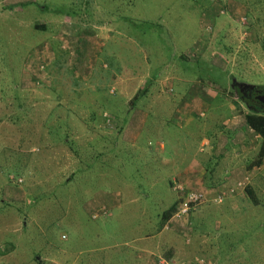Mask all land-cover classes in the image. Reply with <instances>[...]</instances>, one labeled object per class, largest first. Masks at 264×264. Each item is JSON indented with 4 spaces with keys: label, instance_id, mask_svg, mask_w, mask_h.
Instances as JSON below:
<instances>
[{
    "label": "rangeland",
    "instance_id": "374dc122",
    "mask_svg": "<svg viewBox=\"0 0 264 264\" xmlns=\"http://www.w3.org/2000/svg\"><path fill=\"white\" fill-rule=\"evenodd\" d=\"M237 87L264 88V0H0V264H181L161 214L203 194L176 177L206 160L223 95L247 112ZM194 97L210 101L184 119ZM255 174L194 209L252 182L228 230L201 213L212 226L190 238L184 222L185 263L264 264Z\"/></svg>",
    "mask_w": 264,
    "mask_h": 264
},
{
    "label": "crops",
    "instance_id": "0c3cea01",
    "mask_svg": "<svg viewBox=\"0 0 264 264\" xmlns=\"http://www.w3.org/2000/svg\"><path fill=\"white\" fill-rule=\"evenodd\" d=\"M86 26L89 27V25ZM77 39H74V43H78ZM223 96L226 97L230 103L228 108L229 115L221 120V127L217 128L214 133L210 135L209 139H203L199 142V148L207 152L205 156L206 160L197 159L198 153H195L193 155L194 158L188 165L185 166L182 174H179L176 177L177 181L180 180L182 184L186 186V188L189 189L190 186H193L197 190H200L204 194L210 196H213L216 192H220L218 191L220 189H227L229 186L234 185L235 183L244 181L246 178H249V176H251L252 180V178L256 175L255 173L263 171V169H259V166H255L260 149L261 139L246 126L244 122L245 113L243 114L239 110V108L236 109L233 106L232 101H230L231 99L229 97H227L226 95ZM137 99L138 98L135 97L133 101H136ZM209 99L210 98L205 97L203 98V100H199L198 97H194L185 105L182 104L179 109L182 110V114L184 116L183 118L185 119V116L189 114L188 112H192V110L195 108L197 109L201 107L202 109V107L207 104V101H210ZM183 109L185 110V112L183 111ZM200 115L203 117V114ZM189 119L190 118L188 117L187 121ZM134 120L136 119H133V122ZM139 120H141L140 123L143 125L144 115H141ZM159 147L160 148L157 150L160 151L162 149V151H164V148L161 144H159ZM183 155L187 157L186 153ZM216 171L221 174L218 179H215L213 175V173H215ZM208 173L211 174L213 179L211 177V179L207 180L206 176ZM254 181L255 180L253 179L252 182ZM208 182H211L212 184ZM252 182L250 183V185L248 183L246 187L251 188ZM231 189L236 188L231 187ZM247 201L248 197H244L243 193H238L236 196L226 199L220 205H216L210 202L202 205L196 211L192 212L187 218H185L186 220L183 219V222L176 221L173 216L168 221V225H170L169 228H171L170 233L173 234H170L171 239H166L165 241L167 245L166 249L169 253V257H167L170 258L169 261H178L181 264H189L183 261L186 254H184L183 251L179 249V247H174V241L172 240L177 235L179 236L181 233L185 237L186 230L183 228L185 224L184 222H189L190 229L188 231L189 233L187 232V234L190 238L193 234L196 233H200L201 236L204 237L206 235L205 232L209 231V228H211L212 226V224L209 223L208 225H206L205 230L202 232L203 224L199 221V215L201 213L209 214L210 216L214 217L216 232H219L221 228L220 220L224 221V228H227L226 230H228L233 219H231L232 214L228 213L227 215L226 211H235V205H244ZM225 222H229L230 224ZM192 225L195 226L194 229H192ZM197 229H200L201 231H198ZM227 248L231 249V247L229 246ZM201 260L204 264H210L209 262H204L203 259Z\"/></svg>",
    "mask_w": 264,
    "mask_h": 264
},
{
    "label": "trees",
    "instance_id": "16d2710c",
    "mask_svg": "<svg viewBox=\"0 0 264 264\" xmlns=\"http://www.w3.org/2000/svg\"><path fill=\"white\" fill-rule=\"evenodd\" d=\"M35 29H43V27L35 25ZM263 91H264V88L246 87V88L241 90L240 88L237 87V88H233V93H231V96L234 99H237L239 102H241L247 109V112L244 114V122H245L246 126L256 136H258L261 139L260 149L258 152L257 162L255 163V166H259L262 162L263 157H264V108L255 99V96L258 95L259 93H262ZM142 95L143 94L140 93L138 96H136V98H139ZM244 193H245L246 197H248V199L252 203H254V204L256 203V198H255L254 193H253L251 188L246 187L244 190ZM204 196L207 197L206 194H204ZM182 199L183 198H179L180 202L182 201ZM207 200L208 199L205 198V201H207ZM180 202L177 201V204L175 203L172 207H170L169 209H167L166 211H164L161 214V219L163 222L167 223L174 215L177 214ZM192 211H194V210H192ZM190 213H189V215H190Z\"/></svg>",
    "mask_w": 264,
    "mask_h": 264
},
{
    "label": "built area",
    "instance_id": "2783aa9c",
    "mask_svg": "<svg viewBox=\"0 0 264 264\" xmlns=\"http://www.w3.org/2000/svg\"><path fill=\"white\" fill-rule=\"evenodd\" d=\"M259 169H264V157L262 159L261 164L259 165ZM248 178L245 179V181H247ZM237 187H240V185H237ZM234 190H230L229 193H233ZM205 196L204 194H188L186 197L184 196V198L182 199V201L179 204V209L178 212L176 214V216L178 218H187L189 213L196 209L197 206H199L201 203H203L205 201ZM224 198V194H219L217 197L214 198V201L217 203L222 202Z\"/></svg>",
    "mask_w": 264,
    "mask_h": 264
},
{
    "label": "water",
    "instance_id": "95a60500",
    "mask_svg": "<svg viewBox=\"0 0 264 264\" xmlns=\"http://www.w3.org/2000/svg\"><path fill=\"white\" fill-rule=\"evenodd\" d=\"M256 100L261 104V106L264 108V91L262 93H259L256 97Z\"/></svg>",
    "mask_w": 264,
    "mask_h": 264
},
{
    "label": "flooded vegetation",
    "instance_id": "af4514ba",
    "mask_svg": "<svg viewBox=\"0 0 264 264\" xmlns=\"http://www.w3.org/2000/svg\"><path fill=\"white\" fill-rule=\"evenodd\" d=\"M249 96H250V95H249ZM257 96H258V95L255 96V99H256Z\"/></svg>",
    "mask_w": 264,
    "mask_h": 264
}]
</instances>
